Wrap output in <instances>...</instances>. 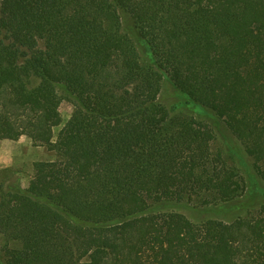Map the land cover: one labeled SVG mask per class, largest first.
Returning <instances> with one entry per match:
<instances>
[{
	"label": "trees",
	"instance_id": "1",
	"mask_svg": "<svg viewBox=\"0 0 264 264\" xmlns=\"http://www.w3.org/2000/svg\"><path fill=\"white\" fill-rule=\"evenodd\" d=\"M0 30V140L59 128L56 160L0 193L3 264H264V207L226 220L246 188L212 129L157 105L167 78L264 182V0H2Z\"/></svg>",
	"mask_w": 264,
	"mask_h": 264
},
{
	"label": "rangeland",
	"instance_id": "2",
	"mask_svg": "<svg viewBox=\"0 0 264 264\" xmlns=\"http://www.w3.org/2000/svg\"><path fill=\"white\" fill-rule=\"evenodd\" d=\"M1 3L2 0H0V12ZM123 23L126 31L132 27L127 18L123 19ZM3 38L4 33L0 30V40ZM136 46L143 63L150 64L147 52L139 44ZM157 105L161 108L162 117L165 120L188 118L206 124L212 129L211 147L213 152L220 154L223 161L234 169L240 178H243L246 188L242 197L237 199L243 204L242 208L235 215L226 217V220H232L235 217L249 219L256 217L264 207V182L256 175L253 160L245 154L243 146L230 134L223 120L213 118L212 113L203 115L194 106L183 107L182 101L167 78H163ZM73 110V106L69 102H61L59 112L63 123L70 118ZM58 131L59 128L54 130V138L51 142L37 146L33 145L25 136L17 141L0 140V193L11 187L26 190L30 181L37 174L39 165L56 160L54 144ZM211 208L213 207L206 206L195 209L193 204H182L172 210L184 215L191 222L198 223L215 215L214 209ZM12 247L14 245L8 244L5 238L0 235V264L4 262L6 248Z\"/></svg>",
	"mask_w": 264,
	"mask_h": 264
}]
</instances>
